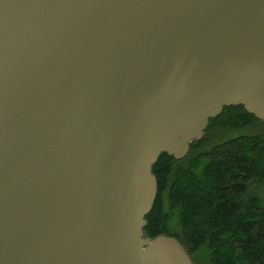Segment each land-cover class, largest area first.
<instances>
[{
  "label": "water",
  "instance_id": "1",
  "mask_svg": "<svg viewBox=\"0 0 264 264\" xmlns=\"http://www.w3.org/2000/svg\"><path fill=\"white\" fill-rule=\"evenodd\" d=\"M241 105L264 0H0V264H195L144 232L153 169Z\"/></svg>",
  "mask_w": 264,
  "mask_h": 264
},
{
  "label": "trees",
  "instance_id": "2",
  "mask_svg": "<svg viewBox=\"0 0 264 264\" xmlns=\"http://www.w3.org/2000/svg\"><path fill=\"white\" fill-rule=\"evenodd\" d=\"M255 123L250 133L211 134ZM153 172L158 195L146 235L177 237L195 264L202 251L210 264H264V120L242 105L225 107L184 158L164 153ZM172 214L176 231L165 224Z\"/></svg>",
  "mask_w": 264,
  "mask_h": 264
},
{
  "label": "rangeland",
  "instance_id": "3",
  "mask_svg": "<svg viewBox=\"0 0 264 264\" xmlns=\"http://www.w3.org/2000/svg\"><path fill=\"white\" fill-rule=\"evenodd\" d=\"M259 127V125L257 126L256 123L250 125L249 127L243 128L242 130H236L235 132H232L233 130L230 129H221L219 128V130H213L211 132V134H213V137L217 138V137H223V136H230V134H232L231 136L237 135L238 133H250L252 131H254L255 129H257ZM220 135V136H217ZM179 219L178 217L176 218L174 216V214L171 215V217L168 218L167 222L165 224L168 223V226L170 228L171 231H176L178 229L177 223H178ZM163 227V226H162ZM165 228V227H164ZM160 235V234H159ZM158 236V235H157ZM199 263L200 264H210L208 257L205 254V251H202L199 257Z\"/></svg>",
  "mask_w": 264,
  "mask_h": 264
}]
</instances>
